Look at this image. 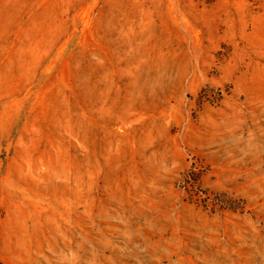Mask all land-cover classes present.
Returning <instances> with one entry per match:
<instances>
[{"label": "rangeland", "instance_id": "rangeland-1", "mask_svg": "<svg viewBox=\"0 0 264 264\" xmlns=\"http://www.w3.org/2000/svg\"><path fill=\"white\" fill-rule=\"evenodd\" d=\"M0 264H264V0H0Z\"/></svg>", "mask_w": 264, "mask_h": 264}]
</instances>
